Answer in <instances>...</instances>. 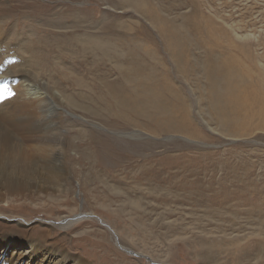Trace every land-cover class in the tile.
Listing matches in <instances>:
<instances>
[{"label": "rangeland", "instance_id": "1", "mask_svg": "<svg viewBox=\"0 0 264 264\" xmlns=\"http://www.w3.org/2000/svg\"><path fill=\"white\" fill-rule=\"evenodd\" d=\"M54 5L53 15L45 18L47 8ZM0 10V19L10 22L5 25L23 21L29 38L38 24L46 22L54 27L55 34L58 28L54 21L51 23L53 17L64 14V20L69 21L78 14L74 20L80 21L82 15L95 29L109 31L111 26L125 25L131 32H148L156 47L182 51L183 59L187 53L181 94L187 95L193 123L201 133L199 138L185 134L155 136L131 127L116 128L107 119L109 124L95 118L82 120L85 116L66 107L62 115L73 122L63 121L62 130H55L56 144L61 146L59 139L65 141L66 150L57 148L58 158L35 159V165H41L35 168L36 173L46 174L49 172L45 170L51 169L49 188L25 195L0 192V227L7 225L13 233L23 229L40 238L39 231H47L51 224L53 229L47 237L57 243L53 245L57 257L62 258L63 251L82 258L85 264H264V0H0ZM76 21L66 22L71 34L90 35L89 27L79 28ZM168 31L173 38L168 37ZM48 33L52 38V32ZM177 34L176 43L173 35ZM14 51L0 49V55L5 59ZM229 56L241 75L243 89H258L262 97L259 106L251 103L250 110L231 113L233 119L247 121L248 127L239 133L224 131L216 120L211 121L217 112L208 107L205 72L211 66L220 74L221 63L228 62ZM171 69L174 73L176 67L171 65ZM224 85L220 82L217 93ZM98 104L100 109L105 105ZM89 130L103 138L101 143L89 135ZM132 132L133 137L128 134ZM109 141L122 147L130 141L138 149L142 144L159 143L166 146L162 150L169 152L171 162H176L174 153L180 151L174 144L181 146V183L172 179L176 178L173 169L164 172L165 177L170 172L166 179L145 175L154 163L146 157L123 169L122 174L108 172L99 146ZM41 144L52 143L29 140L24 146ZM6 163L3 167L0 164L4 169L0 183L30 172L8 169ZM3 235L7 240L12 238Z\"/></svg>", "mask_w": 264, "mask_h": 264}, {"label": "bare ground", "instance_id": "2", "mask_svg": "<svg viewBox=\"0 0 264 264\" xmlns=\"http://www.w3.org/2000/svg\"><path fill=\"white\" fill-rule=\"evenodd\" d=\"M55 8L56 5L48 7L45 18L49 14L53 15ZM76 15L78 18V14ZM79 16L80 21L74 20L72 15L69 21H76V26L79 28L89 27L90 35L82 34L80 31L77 33L81 34L73 32L71 34L66 24L69 21L64 20V14L51 19V23L54 21L55 28H58L55 34L54 27L45 22L43 25L38 24L34 32L30 33L31 39L28 30L24 28L23 21L12 23L10 27L8 24L5 25L9 22L8 19H0V49L6 52L8 48L18 51H14L8 57L6 55L5 59L0 55V85L7 84L14 93L7 98H0V164L3 167L7 162L8 169L19 168V170L30 171L28 175L13 176L0 183V187L6 188L0 191L2 193L25 195L27 192L30 194L49 188L51 169L45 170L49 172L46 174L36 173L35 168L40 169L41 165H35V159L54 155L58 158L56 149L66 150L65 141L59 139L61 146H58L55 135V130H62L63 121H67L62 115L66 107L70 109L71 106L75 114L81 113L82 117L85 116L81 118L82 120L95 118L96 122H106L105 119H107L114 122V126L119 129L131 127L137 132H149L161 137L169 134L201 137V133L198 134L194 125L195 122L193 123V111L186 100L187 95L181 94L180 80L183 76L181 71L185 66L184 61L187 62V53L183 59L182 51L178 52L171 47H156L155 40L148 32H131L125 25L111 26L109 31L95 29L93 25L89 26L84 16ZM92 16L94 19V15ZM18 26L21 29L19 36L15 34ZM47 30L52 32V38L47 36L51 35L47 34ZM168 34V37L173 38L172 33L168 31ZM173 36L176 43L179 42L178 34ZM171 38L167 39L168 42ZM151 43L155 44V47H152ZM210 44L213 43L210 42ZM211 50L212 48L210 52ZM185 51L187 50L185 49L183 53ZM229 57L228 62L222 61L220 74L217 75V70L211 66L205 72L209 86L208 107L211 111L213 108L217 112L214 117L212 116L211 121L216 120L224 131L233 129L239 133L248 127L247 121L239 120L241 117L233 119L231 113L237 114L236 111L250 110L253 104L262 102V97L256 92L258 89L256 91H254L255 88L243 89L241 75L239 76L231 65L232 58ZM171 65L176 67L174 73ZM220 82L225 83L224 89L217 93ZM242 82L244 84V81ZM98 103L105 105L100 109ZM59 107H61L60 113ZM87 111L89 112L85 113ZM246 118L249 119V117ZM67 122L73 121L70 119ZM106 123L109 124V122ZM128 134L133 137L135 133ZM89 135L98 139L100 143V140H103L93 130H89ZM29 140L49 141L52 144L25 147V142ZM109 142L99 146L106 161L103 166L108 172L115 171L117 175L122 174L123 169L139 158L146 157L150 163H154L144 172L145 175L156 179H166L170 176V172L166 177L164 172L173 169V176L176 178L172 179L180 180L181 146L174 144L173 147L180 151L177 154L174 153L176 162H171L168 158L169 152L162 150V147L166 146L156 142L158 145L142 144L144 146L141 149L136 148L130 141H127L123 147L115 141ZM179 182L181 183V180ZM66 222L67 220L64 221ZM17 224L20 225L21 222ZM46 228L49 231H39L40 238H36L23 229L17 228L18 231L13 233L7 225L0 227V264H85L82 258H73L69 254H64L63 251H60L63 254L62 258H58L53 248V245L57 243H52L47 237V233L53 228L51 224ZM3 234H9L12 238L7 240ZM118 245L126 248L119 244V241ZM141 255L146 256L144 253ZM160 264L164 263L160 262Z\"/></svg>", "mask_w": 264, "mask_h": 264}, {"label": "snow or ice", "instance_id": "3", "mask_svg": "<svg viewBox=\"0 0 264 264\" xmlns=\"http://www.w3.org/2000/svg\"><path fill=\"white\" fill-rule=\"evenodd\" d=\"M14 95L7 84L0 85V98H7L8 96Z\"/></svg>", "mask_w": 264, "mask_h": 264}]
</instances>
